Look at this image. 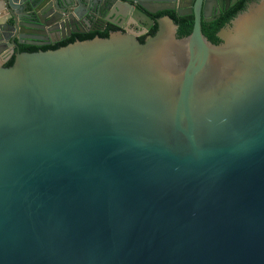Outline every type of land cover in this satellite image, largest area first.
I'll use <instances>...</instances> for the list:
<instances>
[{
    "label": "water",
    "instance_id": "1",
    "mask_svg": "<svg viewBox=\"0 0 264 264\" xmlns=\"http://www.w3.org/2000/svg\"><path fill=\"white\" fill-rule=\"evenodd\" d=\"M119 1L0 0V264H264V0L18 50Z\"/></svg>",
    "mask_w": 264,
    "mask_h": 264
},
{
    "label": "flooded vegetation",
    "instance_id": "2",
    "mask_svg": "<svg viewBox=\"0 0 264 264\" xmlns=\"http://www.w3.org/2000/svg\"><path fill=\"white\" fill-rule=\"evenodd\" d=\"M96 1V0H94ZM193 1L194 0H165L162 3L154 2V0H145V4L148 6L149 9H154L156 4H161L164 6L172 7L167 9H161V10H155V11H146L142 9L139 6L132 5L130 7L136 9L137 11H140L143 15H145L147 18H145L142 15H132V11H127V16L120 17L117 14H114L113 11L108 10V12L101 13L99 16L96 17L95 20L85 22V24H80L78 28H76L77 33L72 32V26H69L66 30H64V37L63 33H59L57 37H54V41H48L47 43L34 45V44H20L18 45V50L20 51L21 46H33L37 48L46 47L49 45H53L55 43H59L61 41H65L69 38L76 39L75 36H86L88 34H100V33H108L111 35L112 33H115L116 31L121 32H131L136 36V38L140 41V39L145 41L146 37L151 36L153 31L158 27V23L154 16H170L175 15L178 18H184L187 16H192L193 23H194V15L193 13ZM242 0H227V7L224 9V6L222 9H219L217 6V0H201V2H205V4L202 6V22H211L215 19L221 17L224 15L230 8H232L235 5H238V3ZM112 6H114L117 2H120L119 0H111ZM224 3V0H222ZM251 2L254 1H246L244 8ZM150 4V5H149ZM111 6V7H112ZM243 8V9H244ZM73 9L76 10V12H79L80 14L83 13V8L80 6L74 5ZM55 13L52 14L53 17L56 16L58 11H54ZM178 12H181L182 14H179ZM205 14V16H204ZM173 18V17H171ZM174 19V18H173ZM193 27V25H192ZM68 31L70 32V35H68ZM98 37V36H97ZM8 56V51H5L2 55V58H6ZM13 57V56H9ZM8 58V59H9ZM7 59V60H8ZM6 60V61H7ZM5 61V62H6ZM4 62V63H5ZM3 63V65H4Z\"/></svg>",
    "mask_w": 264,
    "mask_h": 264
},
{
    "label": "trees",
    "instance_id": "3",
    "mask_svg": "<svg viewBox=\"0 0 264 264\" xmlns=\"http://www.w3.org/2000/svg\"><path fill=\"white\" fill-rule=\"evenodd\" d=\"M246 1H256V0H242L238 3V5H235L233 6L232 8H230L228 10V12H226L224 15H222L221 17L215 19L214 21H211V22H202L201 23V31H202V34H205L207 33L208 31L214 29L215 27L219 26L220 24L226 22L227 20L233 18L234 16H236L238 14L239 11H241L243 8H244V4ZM171 17L174 18V20H176L177 22H179L180 24H182L183 26H185L186 28L188 29H191L192 30V25H193V18L192 16H187V17H184V18H178L177 16L175 15H172L171 14ZM154 32V31H153ZM100 37V38H107L108 37V33H100V34H96V33H93V34H88L86 36H75L76 38H94V37ZM74 38H69L65 41H61L59 42L58 44L55 43L53 45H49V46H46V47H41L40 49L37 48V47H33V46H21L20 47V51H28V52H32V51H37V50H45L47 48H50L52 46H55V45H60V44H63L65 42H68L70 40H73ZM140 42H143L142 39H140ZM12 60H13V57H10L5 63H4V66H9L11 63H12Z\"/></svg>",
    "mask_w": 264,
    "mask_h": 264
}]
</instances>
